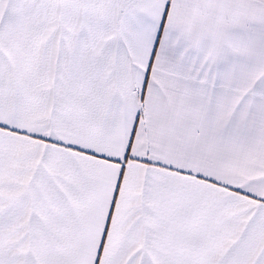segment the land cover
I'll use <instances>...</instances> for the list:
<instances>
[{
    "label": "crops",
    "instance_id": "obj_1",
    "mask_svg": "<svg viewBox=\"0 0 264 264\" xmlns=\"http://www.w3.org/2000/svg\"><path fill=\"white\" fill-rule=\"evenodd\" d=\"M0 264H264V0H0Z\"/></svg>",
    "mask_w": 264,
    "mask_h": 264
}]
</instances>
